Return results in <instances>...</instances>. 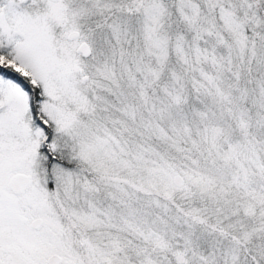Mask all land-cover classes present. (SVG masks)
Here are the masks:
<instances>
[{"label":"snow or ice","instance_id":"snow-or-ice-1","mask_svg":"<svg viewBox=\"0 0 264 264\" xmlns=\"http://www.w3.org/2000/svg\"><path fill=\"white\" fill-rule=\"evenodd\" d=\"M0 264H264V0H0Z\"/></svg>","mask_w":264,"mask_h":264}]
</instances>
